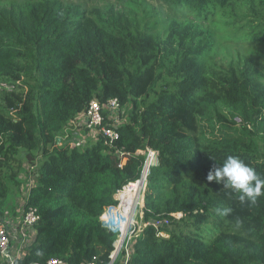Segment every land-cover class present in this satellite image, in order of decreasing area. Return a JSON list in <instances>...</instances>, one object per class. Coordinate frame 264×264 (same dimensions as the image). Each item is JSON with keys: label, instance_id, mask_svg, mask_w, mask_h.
<instances>
[{"label": "trees", "instance_id": "1", "mask_svg": "<svg viewBox=\"0 0 264 264\" xmlns=\"http://www.w3.org/2000/svg\"><path fill=\"white\" fill-rule=\"evenodd\" d=\"M16 1L0 6V83L12 88L0 98V171L19 150L33 164L36 183L23 208L35 209L38 220L14 264L106 260L117 233L99 216L116 205V191L139 178L144 157L136 152L146 148L158 158L147 179L144 221L184 217L166 239L147 227L130 264H264V197L241 204L239 193L207 180L227 155L264 177V78L249 58L214 70L208 56L215 40L200 25L225 19L237 36L264 46V0H163L174 15L161 18V30L155 24L137 34L121 15L123 23L108 25L61 0ZM24 78L25 95L18 83ZM114 98L121 109L131 105L118 127L121 167L99 135L87 145L61 140L92 99ZM216 107L232 123L240 120L248 139L202 137L198 118ZM6 193L0 177V203ZM226 206L231 216L216 213ZM208 224L217 231L204 240L198 232Z\"/></svg>", "mask_w": 264, "mask_h": 264}, {"label": "rangeland", "instance_id": "2", "mask_svg": "<svg viewBox=\"0 0 264 264\" xmlns=\"http://www.w3.org/2000/svg\"><path fill=\"white\" fill-rule=\"evenodd\" d=\"M64 5L79 6L80 10L87 15L91 14L94 17L101 18L108 25H112V22L117 24L123 23L124 20L119 16H123L126 25L137 34L142 31L143 27H152L156 24L158 30L163 27L160 25L161 18L174 15V9L168 6L163 0H61ZM16 0H0V6L10 8L12 3H16ZM188 19H193V16H189ZM214 20H210L212 22ZM225 19L217 20L208 25L200 22V25L205 29H208L212 34V39L215 40V48L209 54L208 59L210 65L214 70L223 68L226 70L233 62H242L245 58H249L255 65V70L259 75L264 78V46L253 45L246 40V37L237 36L235 31L232 30V26H225ZM165 40V39H164ZM176 40V39H175ZM184 43V42H183ZM177 44L174 48H170L171 52L176 53L178 50ZM174 57H170V60L166 59L165 64L173 62ZM166 77V75L164 76ZM171 78L167 77V81ZM264 82V79H263ZM18 83L24 86L23 95L26 94V79H21ZM0 98L3 95H7L12 92V88L6 83H0ZM160 88V85L156 87V90ZM153 96L147 100V103L151 102ZM131 105H125L119 112L120 125L125 124L128 121ZM235 123V124H234ZM232 123V118L229 116L227 110L222 107L211 108L205 114L198 118L199 131L202 137L209 140L219 139L221 136L228 134L229 136L239 137L243 136L248 139V136L244 134L242 129L243 123L235 119ZM77 132L82 134V140L85 145L95 142V137H88L92 131H87L81 127H77ZM96 134V133H95ZM86 137V139H85ZM58 143L60 139H58ZM63 143L68 142L72 146L79 142V139L74 138L71 130L67 126L61 136ZM38 153V162L41 160ZM142 156V155H140ZM9 166H5L6 169L0 171V177L3 185L7 190L5 199L0 203V219L4 221L16 220L20 215L21 208L25 203V199L28 193V189L31 184L35 183V173L31 172L29 168L33 165L28 163L29 160L21 150L9 159ZM8 163V162H7ZM11 164V166H10ZM36 164V162H35ZM34 164V165H35ZM31 173H28V172ZM14 179V180H13ZM18 181V183L16 181ZM168 228V229H166ZM175 224H171L168 227L160 229L164 233L173 231ZM216 228L210 224L201 226L199 235L207 240L213 234L216 233ZM166 233V234H167ZM169 237V235L167 234ZM168 237H164L165 239ZM122 262V254L118 256L116 264Z\"/></svg>", "mask_w": 264, "mask_h": 264}, {"label": "built area", "instance_id": "3", "mask_svg": "<svg viewBox=\"0 0 264 264\" xmlns=\"http://www.w3.org/2000/svg\"><path fill=\"white\" fill-rule=\"evenodd\" d=\"M120 109L118 99H109L105 104H101L97 99H92L85 111L75 118V122L77 121L86 130L99 135L104 146L108 150L113 151L119 158H122V153L116 147V143L120 140L118 132ZM136 155L145 157L139 178L116 191L112 197L116 205L104 208L99 216V221L102 224L106 225V222H108L109 228L117 233L113 249L107 255L106 260H101L99 256H94L84 264H116L120 254H122V262L120 264H130L133 245L147 227H152L156 230L157 237H168L160 229L168 227L184 217V214L176 212L166 217L144 221L143 209L147 179L150 168L157 163L158 152L146 148L143 151H137ZM125 162L126 158H122L120 167ZM29 170L32 172L34 167H30ZM120 196L127 198L124 204ZM125 205L127 206L124 207ZM126 209H128L127 212ZM111 212L120 213L122 221L113 217ZM37 220L38 216L33 208H21L20 215L16 220L4 221L0 219V264H14L15 259L20 258L24 254L25 248L34 240L33 225L37 223ZM46 264L68 263L61 258H52Z\"/></svg>", "mask_w": 264, "mask_h": 264}, {"label": "clouds", "instance_id": "4", "mask_svg": "<svg viewBox=\"0 0 264 264\" xmlns=\"http://www.w3.org/2000/svg\"><path fill=\"white\" fill-rule=\"evenodd\" d=\"M79 127L85 129L82 125ZM207 180L209 182L215 181L217 184L222 183L223 188L231 189L239 193V201L241 204L248 203L254 205L258 198L264 197V177H261L253 167L245 163L237 155H227L222 163H219L218 167H213L209 171ZM215 211L223 217H228L233 214V208L227 206L217 208ZM241 223L242 221L237 218L236 225L239 226Z\"/></svg>", "mask_w": 264, "mask_h": 264}, {"label": "crops", "instance_id": "5", "mask_svg": "<svg viewBox=\"0 0 264 264\" xmlns=\"http://www.w3.org/2000/svg\"><path fill=\"white\" fill-rule=\"evenodd\" d=\"M79 126H80V123H78L77 121L76 122L72 121L70 124H68L69 130H71V132L74 133V138L79 139V141H80V139H82V134L77 132V129H76ZM88 137H91V138L95 137V133L92 132L91 134L88 135ZM85 139H86V137H85ZM95 139H96V137H95ZM35 183L31 184V186L34 185ZM28 191H29V189H28Z\"/></svg>", "mask_w": 264, "mask_h": 264}, {"label": "bare ground", "instance_id": "6", "mask_svg": "<svg viewBox=\"0 0 264 264\" xmlns=\"http://www.w3.org/2000/svg\"><path fill=\"white\" fill-rule=\"evenodd\" d=\"M127 191V190H126ZM120 199L122 200V203L124 204L125 202H126V200H127V198L125 197V196H120ZM127 203H128V201H127ZM127 205H125L124 207H126ZM111 214H112V216L114 217V216H117V217H121V214L120 213H115V212H111ZM107 224H108V222H107Z\"/></svg>", "mask_w": 264, "mask_h": 264}]
</instances>
